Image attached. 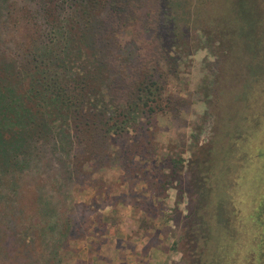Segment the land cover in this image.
<instances>
[{
  "label": "rangeland",
  "instance_id": "obj_1",
  "mask_svg": "<svg viewBox=\"0 0 264 264\" xmlns=\"http://www.w3.org/2000/svg\"><path fill=\"white\" fill-rule=\"evenodd\" d=\"M122 1L124 19L102 30L101 0H0V94L15 101L0 107V264L215 263L249 213L264 139V0H190L178 43L160 52L159 2ZM46 45L86 69L108 61L102 78L134 76L121 112L101 109L103 125L74 115L32 61ZM140 64L152 68L141 92ZM52 70L61 85L75 75Z\"/></svg>",
  "mask_w": 264,
  "mask_h": 264
},
{
  "label": "trees",
  "instance_id": "obj_2",
  "mask_svg": "<svg viewBox=\"0 0 264 264\" xmlns=\"http://www.w3.org/2000/svg\"><path fill=\"white\" fill-rule=\"evenodd\" d=\"M89 1L95 2V0H89ZM156 1L159 2L160 7L157 13L158 16L154 17L155 15L152 14L154 20L151 31L154 32L155 41L158 44L156 48L158 52H160L159 48L161 46H167V45L173 46L175 45V43H178L179 39L176 36V32L172 30L175 28L174 25L177 20L180 19L181 23H185V16H182V14L184 13L181 12L180 8H183L184 6L187 7L190 3V0H156ZM201 1L202 0H197L199 4L198 6H200ZM101 4H103V7L107 11L104 20L101 23L102 30H104L105 28L107 30L109 27L112 28V26L115 25L113 21L117 17L118 19H120V21L124 19V14L122 12L124 11L125 1L123 2L122 0H101ZM192 6L193 4L190 3L189 8H185L189 16L192 15L191 14V12L193 11ZM45 19H48L50 21V25H51L50 29L52 31L55 32L57 30L56 34L57 35L59 34V38L61 40L62 45L63 46L69 45V47H71L72 38L70 34L68 35L67 38L64 32H62L61 30L62 28L56 27L55 25L56 18L49 15L46 16ZM98 30L99 29L97 28V32ZM84 37L85 40L89 41V45L93 46L94 35L93 37L84 35ZM53 41L54 40H52V42ZM49 44L50 47L51 45H53L51 42H49ZM48 53H52V52H49V47L48 45H46L41 53H36L34 51V54L32 56L33 58L32 61L43 64V67L46 69L41 70V72L39 73L41 76L40 80H44V83L47 86H50L53 93L59 95L58 97L59 99H62V101L64 100L65 102H67V104L70 107V111L74 115L80 114L78 118L83 119L82 114L86 113L87 114L86 119L91 118V120L92 118L94 119L96 117H99L100 118L99 121L103 125L102 116L104 112H102L101 109L106 112L110 111L108 109H112L111 110L112 113L113 111L121 112L122 108H120L118 104L126 93L125 85L128 83L126 79H130L132 76H130V78H126L125 76H122L121 74L122 72L120 73L115 72V74H117L116 76L118 77L116 79H111L106 72V77L102 78L101 77L102 74L98 71L97 68L104 67L105 69L103 70H111V69H107V67H109L108 61L102 63L101 65V63L96 62L94 59L95 62L94 64L99 66L98 67L90 66L89 69H86L81 66V63L84 62L82 56H81L82 58H77L73 62L72 61L67 62L65 58L63 59V57H60L59 59L56 60L52 59L49 56H46ZM40 57H41V62L36 60L39 59ZM54 66L57 69L67 68L70 70L71 69L75 70V75L73 76V74H71V77L73 76V78L67 81L64 80V84L61 85L62 82L60 83L58 81V75L61 73L57 72L56 70L55 72H53L52 68ZM151 69L152 68L150 67L145 69V67L141 64L137 66L136 72H139L140 74V75L137 74L138 86L141 87V85L144 84V86L140 88L139 92H141V90L145 88L146 85L150 82L151 75L149 74V71ZM132 78L130 79V82ZM104 82L105 84L103 85ZM106 85L111 91V96L107 93L108 90L107 88H105L107 87ZM14 92L16 94L15 95L16 103L18 104V106H22L24 104L22 100L23 92L25 93L30 91L27 90V86H25L24 88H19L17 90L14 89ZM113 94H114V98H116L115 102L110 101V97H112ZM14 103H15L14 100H10V102H7L6 97L3 94H0L1 108H4L3 106L13 105ZM104 106L106 107L107 110H105ZM148 111L152 113L154 111V108H148ZM21 120L24 122L23 118H21ZM99 121L95 125L96 128H97V124H101ZM93 131H97V129Z\"/></svg>",
  "mask_w": 264,
  "mask_h": 264
},
{
  "label": "flooded vegetation",
  "instance_id": "obj_3",
  "mask_svg": "<svg viewBox=\"0 0 264 264\" xmlns=\"http://www.w3.org/2000/svg\"><path fill=\"white\" fill-rule=\"evenodd\" d=\"M261 141L263 146L255 147L253 156L257 172L252 183L249 213L244 216L241 212L236 216L235 242L230 244V250L215 263L210 260L206 264H264V139Z\"/></svg>",
  "mask_w": 264,
  "mask_h": 264
}]
</instances>
